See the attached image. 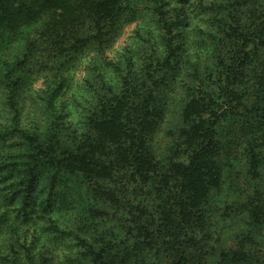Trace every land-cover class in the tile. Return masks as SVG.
Returning a JSON list of instances; mask_svg holds the SVG:
<instances>
[{
	"label": "trees",
	"instance_id": "obj_1",
	"mask_svg": "<svg viewBox=\"0 0 264 264\" xmlns=\"http://www.w3.org/2000/svg\"><path fill=\"white\" fill-rule=\"evenodd\" d=\"M193 49L215 74L159 152L167 93ZM261 67L264 0H0V218L23 231L6 264H56L40 242L61 193L95 201L93 221L62 236L63 264L251 261L245 237L230 253L225 231L264 224Z\"/></svg>",
	"mask_w": 264,
	"mask_h": 264
},
{
	"label": "rangeland",
	"instance_id": "obj_2",
	"mask_svg": "<svg viewBox=\"0 0 264 264\" xmlns=\"http://www.w3.org/2000/svg\"><path fill=\"white\" fill-rule=\"evenodd\" d=\"M253 1V0H252ZM136 27V22L130 24L126 29L125 32L123 33L122 37L118 40V42L114 45L112 50L108 51L109 57H113L115 53L120 50V48L124 45H126L128 42H130V37L132 33L134 32V29ZM138 33H136V36ZM135 43V38L133 39V44ZM195 50L193 49L192 52L188 51L189 55H185L182 57V60L180 62L181 65V82H179L174 88H172L171 92L167 93V103H168V110L166 113V116L164 118V122L162 123V126L160 127V131L158 132V139H157V144H158V151L163 152L165 150L164 147L168 144L170 141L171 135L168 136V131L173 130V125L178 124L179 122L182 123L181 116H184L186 106L189 104L190 97L196 93V88L200 86L201 83L207 84L208 82L211 81V79L214 77L215 72L212 71L211 67L212 65L215 66V58L208 53L207 51L205 54H199L198 56L197 53L194 52ZM207 54L211 55L213 58H210L207 56ZM203 57V59H202ZM202 70V73H200V70ZM259 70H263L264 73V68L261 67ZM187 71V72H186ZM46 71H44L45 73ZM191 72V73H190ZM189 73V74H187ZM212 73V74H210ZM260 73V72H259ZM256 78L254 75L249 76V82L250 84H254V81ZM44 77L42 76L38 82L37 85L41 86L43 82ZM186 81H189L190 83H193V87H188L186 86ZM258 87V84L254 85L253 91ZM172 141H170L171 143ZM170 143L168 145H170ZM17 152L20 153L21 149L19 147L16 148ZM45 168L44 165H40L38 168H36L38 171H43ZM69 186H66V192H68ZM80 188V187H78ZM253 192L254 190L251 189ZM62 195L56 196L55 201L53 202V205L49 208V210H46L45 213L50 216L49 219H46L45 227L49 228L52 231L50 234H46L42 240L43 248L44 247H49L51 249H55L57 252V257H56V264H63L60 260V256H63L66 254V249L67 245L63 244L61 242L62 236L65 237H73V235H69L68 233L70 231H75V230H80V224L83 222H90L93 221L92 217L93 214L90 210H88L86 207L92 208L95 206V201H93L89 197H81L79 201H56L57 199H62ZM47 198V197H46ZM44 202V203H43ZM43 203V208L45 206H48L46 203L45 198H41V202ZM74 205H77L79 209L83 211V213L79 216H75L74 212L71 211V208L74 207ZM59 208V209H58ZM63 208L70 209V214L65 212L63 213ZM58 209V211H57ZM57 211V213H56ZM76 218H81L82 221L76 220ZM66 220L69 223V227L67 231L62 232V229L66 230ZM244 227V228H243ZM251 234L247 235L245 233V230L247 226L245 225H233V228L230 229V232L225 231V233H229V239H228V247L226 249L230 250V253L234 249L236 251H239L241 247L238 248L239 245H237V240L240 238V235L245 237V241H248L252 247H250L248 244V252L251 255V261L246 259L242 260L244 264H256V259L258 258L259 261L257 262L258 264H264V224L263 226L260 227V224L258 226H253ZM29 228H36L35 226H31ZM89 229V228H87ZM236 229V230H235ZM0 231L2 235H0V264H6L9 258H7L6 253L9 251L8 244L7 242H12L9 239H17L18 234L23 233L22 230L11 227L8 225V221H5L0 218ZM84 234L88 236V239L92 240L93 236L90 237L92 234H95V230H90L84 231ZM24 236L19 238L16 241H19L18 246L19 249L23 248L24 243L25 244H30L31 240H26L23 239ZM248 237H253V242L252 239H247ZM232 238V239H231ZM71 240V238H70ZM67 243H70V241H66ZM30 247V246H29ZM227 250H225L226 252ZM10 252V251H9ZM229 253V254H230Z\"/></svg>",
	"mask_w": 264,
	"mask_h": 264
}]
</instances>
